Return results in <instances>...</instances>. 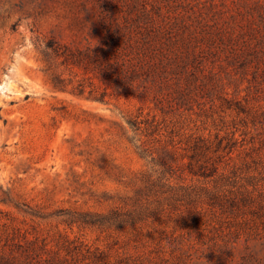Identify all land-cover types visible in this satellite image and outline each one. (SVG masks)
I'll return each instance as SVG.
<instances>
[{
    "label": "rangeland",
    "instance_id": "obj_1",
    "mask_svg": "<svg viewBox=\"0 0 264 264\" xmlns=\"http://www.w3.org/2000/svg\"><path fill=\"white\" fill-rule=\"evenodd\" d=\"M82 2L92 16L94 0H0V200H9L0 202V246L26 236L43 264H264V232L244 206L212 208L202 197L135 225L79 221L81 214L124 208L143 172L160 175L123 135L133 134L123 116L139 108L165 116L175 129L174 147L148 141L152 156L173 166V184L227 192L234 166L238 184L249 191L258 184L264 198V0L166 2L163 11L182 16L187 26L233 40H225L224 52H198L173 76L184 105L163 115L149 97L123 94L102 104L52 91L41 49L50 37L81 38ZM231 48L241 49L238 58L226 57ZM198 135L213 147L201 160L223 165L232 150L227 177L216 183L188 173L185 148ZM220 141L231 146L214 152ZM15 251L13 264H34Z\"/></svg>",
    "mask_w": 264,
    "mask_h": 264
},
{
    "label": "trees",
    "instance_id": "obj_2",
    "mask_svg": "<svg viewBox=\"0 0 264 264\" xmlns=\"http://www.w3.org/2000/svg\"><path fill=\"white\" fill-rule=\"evenodd\" d=\"M166 2L168 0H94L92 16L88 4L82 2L81 10L85 16L79 22L81 38L62 42L50 37L41 49L52 91L102 104H110L115 96L123 94L149 97L162 115L165 108H181L184 89L180 87V80L171 83L173 76L183 73L199 53L224 52L222 45L225 40L233 39L221 31L206 32L203 26L197 31L193 24L187 26L184 19L180 20L182 16L172 15L168 9L163 11L167 7ZM190 27L193 28L191 31ZM241 53V49L231 48L226 57L238 58ZM59 68L74 73V76L65 78L57 71ZM79 73L82 77L76 78ZM123 119L126 128L133 132L126 135L124 131L123 135L141 156L150 157L153 165L160 167V175L154 177L152 172H143L134 195L122 201L124 208L113 209L107 214H81L79 221L98 226L135 225L167 209H175L178 204H197L205 197L212 208L239 210L241 206L248 207L264 232V198L258 184H251L252 191L244 184H238L234 166L229 170L234 178L229 182L227 192L208 194L205 186L173 184V166L152 156L148 141L154 139L160 143L164 140L165 147H174L175 129L167 124L165 116L159 118L156 113L145 114L141 108L136 113L123 116ZM142 137L146 140L143 141ZM230 143L220 141L214 152L220 148L225 152ZM211 148L210 142L200 135L194 136L185 148L189 159L187 169L192 178L211 177L216 183L227 177L225 172L232 160V150L226 152L228 159L223 166L220 160L219 163L201 160ZM217 157L224 158L225 155L219 153ZM255 191H258L256 196ZM161 200L167 201L166 208ZM8 201V198L0 200L3 203ZM153 203L157 205L151 206ZM15 207L34 215L17 204ZM12 241L9 245L0 246V264H13L15 250L25 258L35 260L34 264H43L36 248L28 245L26 236L24 242Z\"/></svg>",
    "mask_w": 264,
    "mask_h": 264
}]
</instances>
